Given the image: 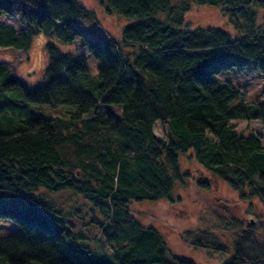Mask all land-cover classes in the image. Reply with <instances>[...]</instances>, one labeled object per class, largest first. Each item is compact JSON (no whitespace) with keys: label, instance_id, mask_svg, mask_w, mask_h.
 Instances as JSON below:
<instances>
[{"label":"trees","instance_id":"1","mask_svg":"<svg viewBox=\"0 0 264 264\" xmlns=\"http://www.w3.org/2000/svg\"><path fill=\"white\" fill-rule=\"evenodd\" d=\"M194 5L218 8L232 33L193 26L187 14ZM107 7L134 19L119 39L83 32L77 22L96 15L81 0H0V48L28 51L38 32L50 37L44 79L34 87L0 59V219L19 225L0 236V264H197L174 253L132 208L175 201L176 183L190 176L181 165L188 152L211 178L264 204L263 135L232 123L264 120V102L248 101L239 85L216 78L233 68L264 75V17L257 19L264 0H107ZM4 14H19L22 29L4 23ZM77 38L99 60L97 74L85 54L57 43ZM28 102L77 110H29L22 119L17 112ZM15 118V128L4 126ZM157 121L166 138L155 133ZM197 186L209 189L211 181ZM46 190L81 194L87 201L77 199L74 210L87 205L88 221L68 220ZM87 225L99 232L89 235ZM218 228L186 231L185 240L231 255L226 264H264V223Z\"/></svg>","mask_w":264,"mask_h":264},{"label":"rangeland","instance_id":"2","mask_svg":"<svg viewBox=\"0 0 264 264\" xmlns=\"http://www.w3.org/2000/svg\"><path fill=\"white\" fill-rule=\"evenodd\" d=\"M81 3L96 15V18H81L77 22V25L86 34L104 37L114 36L119 39L123 28L134 21L133 18L129 19L117 12L108 11L107 0H81ZM257 16L258 20H262L264 17L263 13H259ZM19 17V14H4L2 21L13 25L17 29H22ZM187 20L193 26H217L232 33V26L228 19L216 7L194 5L187 14ZM48 38L50 37L45 33L38 32L34 36L32 45L28 51L0 48V59L10 62L11 75H17L27 81L31 87H34L44 79L45 67L48 61L45 43ZM57 43L65 51L85 54L90 72L97 74L99 60L91 54L89 48L83 44L81 38H77L74 42L68 44ZM216 78L239 85L245 92L246 100L264 102V75L261 72L249 68H233L222 71L216 75ZM29 110L42 111L49 115L68 116L71 112L77 110V105H52L49 103L28 102L23 109H19L17 115L23 119L27 117ZM16 121V118L10 122L3 120V124L6 128L8 124L15 128L17 125ZM232 123L238 131L245 133L251 131L261 132L264 142V120L235 119ZM154 131L158 136L163 138L167 136V127L159 121L156 122ZM181 165L182 169L187 170L190 176L186 179L185 185L181 182L176 183L172 193L175 201L135 202L132 204V208L136 217L142 223L156 227L164 235L174 253L192 258L197 264H226L231 255L219 254V252L210 248L195 247L185 240L186 231L198 232L203 229H215L219 232L218 227L241 221H253L255 226L260 229V225L264 223V204L258 198L241 196L239 192L232 189L224 180L216 176H214V179L211 178V174L196 162L192 152L181 156ZM200 179L210 180L211 188L198 187L197 182ZM45 192L58 206L63 207L66 216L68 215V220L82 225L90 218V210L87 209V205L84 207V211L74 210L75 207L78 208L77 206L80 205V203L75 202L77 199H79V202L83 201L85 203L87 201L81 194L73 192L74 196H72L68 192L58 193L47 190ZM45 192L42 193L44 194ZM86 209L88 213H86ZM18 227L19 225L12 220L0 219V236L9 234ZM86 227L90 228L88 230L91 236L99 232L94 225H87ZM73 229L77 230V226ZM259 232L260 241L263 242L264 231L260 229ZM231 237L232 235L229 234L222 239L226 243L229 242ZM91 242L99 245L97 247L98 252L100 254L103 253L99 242ZM105 251L109 253L108 250Z\"/></svg>","mask_w":264,"mask_h":264}]
</instances>
